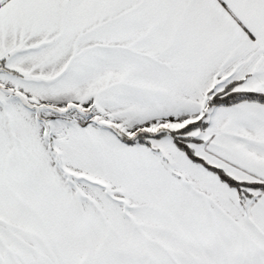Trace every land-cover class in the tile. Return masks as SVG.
<instances>
[{
    "label": "snow or ice",
    "instance_id": "1",
    "mask_svg": "<svg viewBox=\"0 0 264 264\" xmlns=\"http://www.w3.org/2000/svg\"><path fill=\"white\" fill-rule=\"evenodd\" d=\"M0 264H264V0H0Z\"/></svg>",
    "mask_w": 264,
    "mask_h": 264
}]
</instances>
